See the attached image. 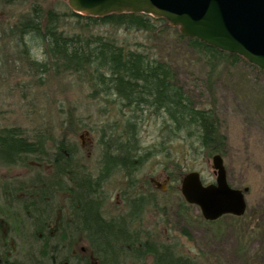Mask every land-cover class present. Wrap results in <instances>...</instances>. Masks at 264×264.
Listing matches in <instances>:
<instances>
[{"label":"trees","instance_id":"16d2710c","mask_svg":"<svg viewBox=\"0 0 264 264\" xmlns=\"http://www.w3.org/2000/svg\"><path fill=\"white\" fill-rule=\"evenodd\" d=\"M34 1L28 14L12 28H3L0 37L13 39L16 36L17 43L22 46V56L30 54V49L41 54L42 59L28 58L29 67L40 73L41 84L47 75H76L91 84L93 99L97 95L118 114H124V110L131 107V116H122L123 122H114L101 129L99 145L104 164L97 174L85 167L83 160L86 157L70 138L77 132L72 120L69 121L71 132L65 130L61 140L51 139L41 132L31 137L16 127H0V167L30 171L27 176L13 181L0 179L6 199V205L0 206L3 248L13 254L18 247L26 256L25 264L30 261L34 264H95L76 251L79 238H84L99 264H118V256L123 258L130 252L132 259L152 257L153 264H196L190 257L177 255L174 247L156 243L148 233L142 236L143 231L139 229L131 228L130 235V229L119 222L116 225L103 219L100 213L108 199L107 184L117 171L130 179L127 184L131 191L136 189L135 176L146 161V154L139 153L138 139L139 119L145 110L166 115L168 127L173 132L182 130L195 136L210 157L227 155L228 140L216 106L198 108L170 63L151 59L143 51L131 50L113 38L92 32L95 26L103 23L152 32L157 22L166 25V21L134 14L85 18L71 12L68 14L74 20L70 19L66 25L67 14L57 7L65 3L56 2L44 9L41 0ZM13 2L0 0V7L13 6ZM176 32L178 41L206 65L209 89L221 67L228 71L227 68L244 63L264 76V71L240 57ZM26 37L30 42L25 41ZM107 110L103 111L107 113ZM44 166H49L50 171L43 170ZM175 177L174 181L180 179L181 182L182 176ZM61 197H68L67 202L63 201L67 210L59 203ZM145 199L136 193L131 196V227L138 221ZM190 207L181 202L178 223L186 224ZM163 214L167 217V213ZM229 217L242 221L245 215ZM199 220L209 225L220 221L206 222L201 215ZM3 231L5 235H2Z\"/></svg>","mask_w":264,"mask_h":264},{"label":"rangeland","instance_id":"374dc122","mask_svg":"<svg viewBox=\"0 0 264 264\" xmlns=\"http://www.w3.org/2000/svg\"><path fill=\"white\" fill-rule=\"evenodd\" d=\"M34 2L14 0L13 6L0 7V33L25 17ZM56 2L65 3L41 0L40 4L49 9ZM65 4L57 7L67 14L69 25L70 19L74 20L69 16L73 11ZM166 25L157 22L155 31L147 32L103 23L92 32L113 38L131 50L143 51L151 59L170 63L198 108L216 106L228 140V152L223 159L229 182L235 188H249L247 212L242 221L227 216L209 225L199 220L196 207H190L186 224L178 223L177 213L184 199L179 191L180 179L174 181L175 176L198 172L204 183L215 182L212 157L195 136L182 130L173 132L166 115L145 110L139 119L138 139L139 153L146 154V161L135 176V191H150L152 197L143 214V236L148 233L156 243L174 247L177 255L190 257L196 264H264V76L244 63L227 68L228 71L221 67L209 89L206 65L178 41V29L167 22ZM15 37H0V127H16L31 137L41 132L61 140L63 132L70 131L72 120L77 132L70 138L86 157L84 163L93 165L101 157V129L123 122L122 116L130 117L131 107L118 114L97 95L93 99L91 84L76 75H47L41 84L40 73L28 63L30 57L42 59L41 54L30 49V54L22 56V46ZM25 41L30 42L29 37ZM29 172L25 168L0 167V179L13 181ZM107 186L110 191L122 190L127 188V182L121 175L114 176ZM107 197L108 210L125 206L121 194ZM77 246L78 252H90L84 238H79ZM141 264L153 263L149 257Z\"/></svg>","mask_w":264,"mask_h":264},{"label":"water","instance_id":"95a60500","mask_svg":"<svg viewBox=\"0 0 264 264\" xmlns=\"http://www.w3.org/2000/svg\"><path fill=\"white\" fill-rule=\"evenodd\" d=\"M73 13L85 18L111 15H145L163 19L185 38L236 55L264 71V0H61ZM216 180L204 184L200 173H187L181 194L200 209L205 221L223 216L242 217L247 210L249 188L230 186L223 157H212Z\"/></svg>","mask_w":264,"mask_h":264},{"label":"flooded vegetation","instance_id":"af4514ba","mask_svg":"<svg viewBox=\"0 0 264 264\" xmlns=\"http://www.w3.org/2000/svg\"><path fill=\"white\" fill-rule=\"evenodd\" d=\"M101 149L102 148H100V151H101ZM81 153H82V151H81ZM89 158H87V160H89ZM103 164H104V159L102 157H100L93 165H88L86 163L85 167L87 169L91 170V171L92 170L95 171L96 174H97V172H99V170H101V167H103ZM38 166L41 167L40 165H38ZM49 169H50L49 166H44L43 167V170H45L46 172L50 171ZM120 175L122 176V178L125 179L126 182L127 181L129 182L130 179L128 180L124 176V174H122L121 172L119 173V171H117L116 174H114L115 177L116 176H120ZM114 176H111L110 178L112 179ZM10 180L11 179H4L2 181H10ZM167 180H169L168 177H167ZM130 185H131V181H130ZM126 187L127 188H125V189H122V190L116 189L115 191L114 190H111L110 191L107 188L106 191H105L106 195L107 196H111V195L115 194V196H118L119 197L120 194H121L122 199H124L125 206L124 207H122V206L117 207V210L116 211H110V210H108L106 208V205L104 204V205H102V210H101L100 213H101V216H102L103 219L108 220V221H112V222L116 223V225H118L119 223H121L122 226H124L125 228L130 229V235H131V228H133V229H139L141 231L143 230L142 229L143 226H144V216H143V214L147 211L148 206H146V204L148 205V202L151 200L152 197L149 196L150 191H147V190L133 191L136 194L142 195L146 199L144 200V204L141 205V207H142L141 208L142 213L137 218L138 221L135 222L132 225V227H131V218H132L131 217V212H132V207H131V193H132V191H131V188H129L130 186L128 184H127ZM1 190H2V185L0 187V206L6 205V199L4 198V193ZM67 199H68V197H61V199L59 200V203L61 204V202H63V201L67 202ZM65 202L63 203L64 205H62V207H64L65 210H67V208L65 206ZM101 202H103V201H101ZM61 210H62V208H61ZM0 212H2L1 211V208H0ZM141 221H142V223H141ZM0 227H1V224H0ZM2 235H5V231L2 232ZM144 235H145V233H144ZM142 236H143V234H142ZM13 242H15V241H13ZM128 242L131 245V238L128 239ZM87 243H88V241H87ZM3 245H4V243L0 239V251L3 252L2 254H0V264H25L24 263L25 262L24 260H25V257L26 256L24 257V254H21L20 249L18 247L15 248V250H14L15 253L11 254L12 252L11 253H7L6 252V249L3 248ZM77 245H78V242H77ZM88 246H89V243H88ZM82 250H83V248H82ZM89 250H90V248H89ZM90 252H91V250H90ZM90 252L87 253V254H83L82 253V255H80V256L81 257L84 256L87 260L93 261V263H95V264H99V261L98 260H95L94 257H93V255H92V253H90ZM149 257L150 256H146L142 260L132 259L131 252H130L129 255H126V256L123 255V258H121L120 256H118V258H120V259H118V264H141L142 261H145V259L146 258L148 259ZM150 258H151V262L153 263V258L152 257H150ZM30 262H31L30 264H34V261H30Z\"/></svg>","mask_w":264,"mask_h":264}]
</instances>
